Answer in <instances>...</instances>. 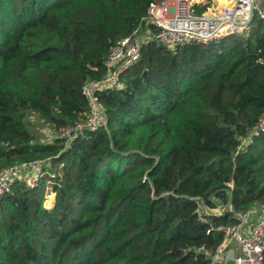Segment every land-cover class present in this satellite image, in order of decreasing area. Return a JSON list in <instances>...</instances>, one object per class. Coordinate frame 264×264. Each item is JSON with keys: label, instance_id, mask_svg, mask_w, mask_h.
Instances as JSON below:
<instances>
[{"label": "trees", "instance_id": "trees-1", "mask_svg": "<svg viewBox=\"0 0 264 264\" xmlns=\"http://www.w3.org/2000/svg\"><path fill=\"white\" fill-rule=\"evenodd\" d=\"M154 1L0 0V170L45 161L36 187L0 198V264H212L218 228L239 222L217 208L264 204V127L242 145L264 116L258 16L205 44L143 47L99 93L94 132L41 143L29 129L31 114L54 131L84 119V83Z\"/></svg>", "mask_w": 264, "mask_h": 264}, {"label": "built area", "instance_id": "built-area-1", "mask_svg": "<svg viewBox=\"0 0 264 264\" xmlns=\"http://www.w3.org/2000/svg\"><path fill=\"white\" fill-rule=\"evenodd\" d=\"M208 0H157L149 4L146 14L136 28L127 36L115 41L105 58V75L100 80L86 81L82 93L87 100L84 119L73 126L55 132V138L71 142L106 125L104 110L99 102V93L121 86V76L139 60L143 47L155 42L174 49L189 43L205 44L228 35L240 34L249 29L254 11L264 20V0H229L228 6L213 9ZM262 4V8L257 5ZM202 5L203 8H198ZM264 127L262 116L251 139ZM250 141V140H248ZM45 161L15 164L0 170V198L11 192L16 182L26 188L37 186L42 176ZM145 179V178H144ZM258 217L252 226L244 230L246 214L233 211L231 204L221 205L217 215L231 214L239 222L221 226L224 239L212 258V264L220 260L219 255L236 238L239 254L232 256L233 264H264V204L256 207ZM204 212V208H200ZM205 215H208L204 212ZM202 221L204 219L201 218ZM209 233V231H207Z\"/></svg>", "mask_w": 264, "mask_h": 264}, {"label": "rangeland", "instance_id": "rangeland-1", "mask_svg": "<svg viewBox=\"0 0 264 264\" xmlns=\"http://www.w3.org/2000/svg\"><path fill=\"white\" fill-rule=\"evenodd\" d=\"M207 2H208V4H207L208 6H210V5L214 6L215 5V3H213V0H208ZM228 2H229V0H227V2L222 3L220 0V4H222V5H228ZM257 7L262 8V4L257 5ZM198 8H203V6L199 5ZM253 16L254 17L258 16L257 11H254ZM26 122L28 124L29 129L35 134V136L37 137V140L40 141L41 143L52 142L53 139L55 138L54 129H52V127L45 124L38 116L31 114L30 116H28ZM248 140H251V139H245V141L242 143V145H244L246 142H248ZM239 149H240V147L237 150H239ZM142 180H144V177L142 178ZM229 186H232V184L229 183ZM53 203H54V195H52V194L47 195L45 200H44L43 206L46 208H49L53 205ZM237 253L239 255L241 254L239 250H237ZM221 256L226 257L227 256L226 252H224L223 254L221 253Z\"/></svg>", "mask_w": 264, "mask_h": 264}, {"label": "crops", "instance_id": "crops-1", "mask_svg": "<svg viewBox=\"0 0 264 264\" xmlns=\"http://www.w3.org/2000/svg\"><path fill=\"white\" fill-rule=\"evenodd\" d=\"M205 213L210 214L208 210H205ZM258 217V213H257V208L254 207L253 210L251 211V213L247 216V221L246 224L244 226V230L249 229L252 224L254 223V221L257 219ZM226 252L227 256L226 257H222L221 254L219 255V258H221L220 260H217L219 262H225V264H233V262L231 261V258L233 255L238 254L237 253V245L235 242H232L223 252L222 254ZM216 261V262H217Z\"/></svg>", "mask_w": 264, "mask_h": 264}, {"label": "water", "instance_id": "water-1", "mask_svg": "<svg viewBox=\"0 0 264 264\" xmlns=\"http://www.w3.org/2000/svg\"><path fill=\"white\" fill-rule=\"evenodd\" d=\"M222 191H226L229 195L232 194V190L229 188L220 189V190H217V191L213 192L212 194H210V196L208 197V200L212 201L214 199V197L217 195V193L222 192ZM152 196H154V190H153Z\"/></svg>", "mask_w": 264, "mask_h": 264}, {"label": "bare ground", "instance_id": "bare-ground-1", "mask_svg": "<svg viewBox=\"0 0 264 264\" xmlns=\"http://www.w3.org/2000/svg\"><path fill=\"white\" fill-rule=\"evenodd\" d=\"M226 6H228V5H222V4H220V7H226ZM219 7V8H220ZM232 242H235L236 243V245H237V240H236V238H233L232 240H231V243Z\"/></svg>", "mask_w": 264, "mask_h": 264}]
</instances>
